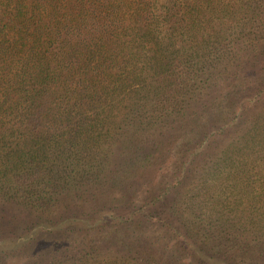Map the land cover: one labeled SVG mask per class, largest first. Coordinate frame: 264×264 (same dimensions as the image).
I'll return each mask as SVG.
<instances>
[{
  "label": "trees",
  "instance_id": "trees-1",
  "mask_svg": "<svg viewBox=\"0 0 264 264\" xmlns=\"http://www.w3.org/2000/svg\"><path fill=\"white\" fill-rule=\"evenodd\" d=\"M17 224L108 231L48 264H264V0H0Z\"/></svg>",
  "mask_w": 264,
  "mask_h": 264
},
{
  "label": "rangeland",
  "instance_id": "rangeland-1",
  "mask_svg": "<svg viewBox=\"0 0 264 264\" xmlns=\"http://www.w3.org/2000/svg\"><path fill=\"white\" fill-rule=\"evenodd\" d=\"M184 138L185 136L180 137V139L182 140H184ZM178 143H181V140ZM175 154L177 155L176 152ZM169 157H167V160H165V163L163 164L164 171H168L172 166L170 164L173 162L174 157L170 156V154ZM36 216L37 215H31L30 216L31 220L33 221L36 218ZM23 219L26 218L21 217L20 220ZM16 226L17 227L11 225L9 229L6 228V230L4 231L5 235L2 234L0 236V264H41V263L43 264V262L44 264H48V261L46 260H50L51 257H49V255H53V254H51V252H48L47 249L45 252L44 251L40 252L41 249L43 248L42 244L44 243V241L52 243L55 246H60L61 243L65 244L66 242H69L71 244L72 242L74 243V241L76 242L79 241L80 239H88L89 237H93L95 238V240L99 239L102 242H104V237L106 236L105 232L107 231V230L105 231L103 229L101 230L99 229L98 231H103V232L99 233L97 231L94 232L93 235L82 234L79 233L78 231H75L62 235V233L58 232V230L61 229H59L57 226H53L54 229L51 231V235H53L52 238L44 239L45 234L44 232L39 231L40 228H37L34 231H28V230H24L21 224H17ZM30 237L33 238L35 237L34 242L30 243L29 241ZM64 237H66V239ZM75 245L78 244L75 243ZM57 254H60V252ZM39 259H42L43 262H41L42 260Z\"/></svg>",
  "mask_w": 264,
  "mask_h": 264
}]
</instances>
